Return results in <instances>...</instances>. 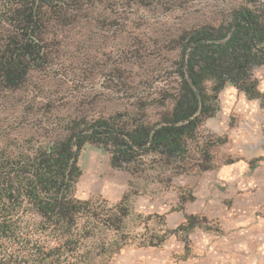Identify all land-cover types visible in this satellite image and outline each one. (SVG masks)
<instances>
[{
	"label": "rangeland",
	"instance_id": "obj_1",
	"mask_svg": "<svg viewBox=\"0 0 264 264\" xmlns=\"http://www.w3.org/2000/svg\"><path fill=\"white\" fill-rule=\"evenodd\" d=\"M261 3L86 1L67 25L52 23L49 67L31 71L19 89L0 90V149L11 154L37 148L42 142L64 136L60 126L73 119L138 114L140 99L152 102L177 85V78L170 75L179 56V51L171 48L173 40L195 28L229 23L235 10L258 11ZM254 75L261 85L264 65L256 68ZM231 88L221 92L218 112L198 130L204 140H225L211 149L209 171L195 167L200 159L196 143H190L191 158L182 173L153 165L150 158L145 160L148 170L133 175L113 167L109 152L93 145L81 151L78 164L82 176L74 195L107 207L128 195L132 211L123 229L128 245L94 264H187L189 260L196 264H264V155L257 154L264 151V119L245 108L255 100L237 88L233 93ZM259 101L260 113H264V99ZM225 107L229 109L226 121L218 117ZM166 109L152 104L144 120L154 123ZM217 127L219 132L214 130ZM241 161L247 167H233L230 175L235 179H221L223 168ZM140 207L153 210L145 215L137 211ZM191 215L200 220L194 230L168 234L158 247L142 245L176 231ZM172 237L176 238L175 246L166 250ZM204 240L207 244L200 248Z\"/></svg>",
	"mask_w": 264,
	"mask_h": 264
},
{
	"label": "trees",
	"instance_id": "obj_2",
	"mask_svg": "<svg viewBox=\"0 0 264 264\" xmlns=\"http://www.w3.org/2000/svg\"><path fill=\"white\" fill-rule=\"evenodd\" d=\"M86 1L0 0V90L19 89L31 71L49 67L52 23L67 25ZM261 2L258 11L235 10L229 23L195 28L173 40L179 56L170 75L177 85L152 102L140 99L138 114L73 119L60 126L64 136L37 148L11 154L0 149V264H94L128 245L123 234L132 213L128 195L112 207L74 195L87 145L109 152L113 167L139 175L148 170L150 158L153 165L182 173L190 143H196L195 167L212 169L211 149L225 140H204L198 130L218 112L221 92L234 87L249 100L264 99L254 75L264 65ZM152 104L167 108L154 123L144 120ZM199 225L198 217L187 216L176 231L142 245L158 247L168 234L189 233Z\"/></svg>",
	"mask_w": 264,
	"mask_h": 264
},
{
	"label": "clouds",
	"instance_id": "obj_3",
	"mask_svg": "<svg viewBox=\"0 0 264 264\" xmlns=\"http://www.w3.org/2000/svg\"><path fill=\"white\" fill-rule=\"evenodd\" d=\"M261 93H264V82L261 83V85H259V89H258ZM231 91L234 93L236 91L235 88H231ZM241 104L244 103L243 99H241ZM259 104H260V101L259 100H255V101H252L249 105H245V108H251V113H259L261 115V118L264 119V113H260V110H259ZM229 109L227 107L224 108V110L221 112V113H218V117H224V120L226 121L227 120V113H228ZM250 118H251V114H250ZM211 126V123L210 125ZM214 130L216 131H220L219 127L215 128ZM247 142V141H245ZM259 155H264V151L260 152V153H257ZM234 168H238V169H245L247 167V165L241 161L240 163L238 164H235L233 165L232 167H225L222 169V171L220 172V177L221 179H227V180H232V179H235L236 177L230 175V173L232 172V169ZM243 187V185H241ZM81 198H87L86 196H82ZM145 203H147V201H145ZM153 209L151 207H149L147 210L144 208V207H140L139 209H137V211H140V212H144L145 215H148ZM161 212L163 211H166V209H160ZM142 230V229H141ZM175 237H172L169 241H168V244L165 245V249L167 250V248L169 246H175L173 244V242L175 241ZM204 244H207V240H204L203 243L200 245V248L203 247ZM241 248H245L246 245H240ZM200 248L197 249V251L200 250ZM261 252H264V247L261 248ZM220 259L222 260H226L227 257H221ZM187 264H196V261L195 260H189L187 262Z\"/></svg>",
	"mask_w": 264,
	"mask_h": 264
}]
</instances>
